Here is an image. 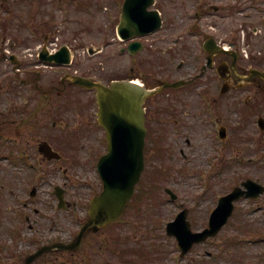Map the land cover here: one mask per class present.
Listing matches in <instances>:
<instances>
[{
  "label": "rangeland",
  "instance_id": "1",
  "mask_svg": "<svg viewBox=\"0 0 264 264\" xmlns=\"http://www.w3.org/2000/svg\"><path fill=\"white\" fill-rule=\"evenodd\" d=\"M200 1L173 0V3L166 2L168 5L165 6L164 11L167 23L164 29L167 28L170 18L176 20L178 24L182 23L178 29L181 27L188 29L192 20L186 17L185 10L180 5L183 4L184 6L185 4L186 7L194 8V5ZM206 1L213 4L232 1L244 10L235 9V13L229 17L206 14L198 21L203 33L212 32L228 37L231 35V30L235 29L239 31L240 38L243 40L244 33L249 35L252 27L259 26L264 29V22H262L264 20V0ZM7 4L5 8L0 6L1 55L6 52V49L18 53L23 52L24 48L35 46L42 41V37L47 32H52V37L59 35L61 42L79 48L77 49L79 52H77L76 60L80 61L78 66L80 70L88 72L92 70V66H96L105 72V76L109 78L125 75L128 72L127 68L132 65L130 57L126 55L120 57L118 54L120 45L119 41L115 39V32L117 18L119 20L121 12V4L116 0H8ZM66 10L67 15L65 16ZM247 13L255 14V16L246 18ZM186 22L188 24L184 26ZM24 23H29L30 28ZM32 31H34L35 36L31 35ZM151 37H147L148 41L145 42H149ZM154 37L157 38L154 40L155 46L158 49H163L162 46L165 45L159 42L160 35L156 34ZM249 39L250 43L245 45L243 49L248 50L249 53L254 52L253 54H264V42L254 38V36L253 38L249 37ZM89 48L96 50L95 54L89 53ZM180 54L186 55L187 52L181 50ZM162 59L166 58L157 57L153 65L141 61L142 68L136 66L137 73L138 71L143 73L140 74V78L143 75L149 76V71L154 72L155 75L152 78L154 77L155 81L160 78H184L188 75L190 71L189 62L183 66V70L178 71L174 65L179 60L174 61V57L168 59L166 61L169 62L167 63L168 69L163 67L160 62ZM1 66L3 72L0 74V109H5L7 88L4 82L6 83L7 76L4 72L11 70L12 65L8 61H3ZM30 68L34 69L35 67ZM210 80L205 78L200 84L177 91L165 90L162 94L148 101L153 110L162 111L156 115H161L167 120L163 125L162 134L166 130L170 132V126L175 120V117H172L167 109V105L172 99H167L166 94L171 92L170 95L177 98L184 97L187 101L193 99L194 102L190 107L184 108H188L191 112L206 115L205 107L196 92L205 88V90L210 91V94H216L217 86L210 84ZM77 93H85L89 97V93L85 91L78 90ZM239 95L237 94V96ZM261 96H263L262 93H252V98L244 107L247 112L245 118L248 121L244 124L246 128L243 130V135L246 140L243 143L235 137L234 143L236 145L232 148L213 145L211 143L216 137V130L211 122V116L206 115L207 121H203L202 118V122L199 121V115L191 118L195 119L196 123L194 132L191 127L189 128L190 132H188V134L193 133L195 137L193 147L189 149V160L182 157L180 148L170 150L168 138L159 140L157 145L165 149V155L155 160L153 155L147 156V173L143 176L136 197L120 221L97 233L88 234L84 247L78 252H68L69 254L58 251L52 252L33 264H62V260L66 258L71 259L72 262H66L67 264H264V243L253 242L250 238L246 239V237H264V224L254 221V219L261 221L259 216L262 212L259 210L251 214V206H247L248 200L246 199H242L237 204L233 219L216 237L205 243L195 245L183 257L176 239L166 233L167 222L182 209L180 204L183 203L190 209L193 228L195 230L202 229L206 226L211 210H213L212 207L216 206L220 194L226 193L234 185L240 184L243 179L251 175L264 179V157L252 159L251 170L248 169L249 157L264 154V148H256L257 143L260 144V142L250 140L254 136L251 133L253 126H255L253 121L259 112L264 114V104L258 99ZM229 98L231 105H236L232 114L237 122L242 117L241 106H239L240 99L237 98L234 103V94ZM174 103L176 108L180 110L182 102L174 100ZM150 114L153 116V113ZM72 117L75 118V121L71 127H78L80 118L78 112ZM189 117H191V113H189ZM237 128L238 126H234V130ZM91 130L93 133L83 136L81 139V147L77 142L75 151L67 150L68 154L75 155L73 163L68 162V158H65L57 165L47 166L53 170L54 176L51 174L50 177L45 178L42 185L44 229L49 233L44 235L43 241H47L50 237H63L65 239L75 236L81 223L88 217L91 197L102 188V180L96 166V156L99 157L106 151V144L102 145L99 141L100 138L104 139L105 132L102 128L95 126H92ZM56 131L63 134L65 129L61 127L57 128ZM57 143L59 147L62 146L58 140ZM184 147L185 150H188L186 145ZM91 152L94 153V156L92 161H88L87 158ZM234 155H236V160L231 159ZM8 164L6 161L3 162L4 167H7ZM153 166L162 167L159 169L163 170V173L165 169L169 168L165 175L161 171H157L159 177H155L150 171ZM56 184L66 187L67 198L74 202L68 209L58 207L57 198L52 194ZM166 187L178 194L176 200L171 199L165 191ZM248 219L254 221L252 224L253 232L250 234H247V229L243 228ZM260 231H262V235H259ZM27 236H31V230ZM231 238H234V242L230 241ZM10 242L9 240L6 244L8 253L14 252L17 256L37 247V245L30 243ZM124 248L126 252L123 251ZM207 251L212 252L213 256L209 258L206 255ZM4 253V250H0V258L4 257ZM14 257L12 256V258ZM12 258H6V261L1 260L0 264H7ZM12 262L13 264H22L23 259H19L18 262L12 259Z\"/></svg>",
  "mask_w": 264,
  "mask_h": 264
},
{
  "label": "flooded vegetation",
  "instance_id": "2",
  "mask_svg": "<svg viewBox=\"0 0 264 264\" xmlns=\"http://www.w3.org/2000/svg\"><path fill=\"white\" fill-rule=\"evenodd\" d=\"M157 2L172 3L173 0H157ZM197 15L200 16V12ZM217 41L222 43V40ZM212 46L215 47L214 44ZM234 51L235 54L218 53V51L211 53L213 67H221L227 75L225 79L229 88L227 93H244L253 87L264 91V78L255 75L249 78L243 76L248 72V67L252 66L250 59L241 56L238 49ZM148 52L151 53L150 50ZM172 54L171 52L170 55ZM196 58L195 55V64ZM182 61L185 62L184 59ZM205 62L201 63V67H204ZM19 70L13 68L6 73H11L18 78ZM68 73L66 71L60 75L57 70L43 69V72L37 71L36 76L22 78V84L33 83L39 91L31 93V97L21 93L19 89L16 92L12 91L16 86L12 83L13 78L10 77L9 105L5 113L0 114V117H3L0 119V250L5 251V259L15 256V261L18 262L27 254L17 256L13 252L8 253L6 244L9 240L16 239L23 244L35 245L44 239L45 234H49L44 229L42 185L45 178L50 177L51 174L54 176L53 170L48 168V165H57L65 157L70 160V154L62 153L58 146L57 140L59 142L61 132L56 131L57 127L70 128L75 121L72 117L75 93L72 91L76 86L66 75ZM223 82L224 79H222ZM18 98L25 106L24 108H20L18 102L15 103ZM216 100L219 101L218 98ZM29 105L33 107L29 108ZM176 120L178 124L182 123L184 132H190V127L194 132V125L191 123L195 120L189 115L184 119ZM180 131L177 129V133ZM192 135L193 133H190L187 136L188 143L191 142ZM263 135L264 133L258 135L259 142L262 144H264ZM44 141H47L53 150L59 151L61 157L50 158L53 152L50 148L46 151ZM69 148L72 151V142ZM4 161L9 163L7 167L3 166ZM64 194L66 197L67 191ZM67 202L70 206L71 201L67 200ZM29 230H31V236H27ZM12 259L7 264H13Z\"/></svg>",
  "mask_w": 264,
  "mask_h": 264
},
{
  "label": "water",
  "instance_id": "3",
  "mask_svg": "<svg viewBox=\"0 0 264 264\" xmlns=\"http://www.w3.org/2000/svg\"><path fill=\"white\" fill-rule=\"evenodd\" d=\"M150 5H152V0L146 3H139L137 0L126 1L125 13L119 26L120 33L125 38L139 33L152 32L161 26L159 12L148 10ZM138 44L134 42L132 47ZM64 52H68L67 46H63L61 51L52 57H43L52 60ZM61 61H68V58H61ZM74 81L89 87L96 86L98 89L99 120L106 127L108 138V153L104 154L98 163L104 188L100 194L92 198L89 219L83 224L75 241L69 244L59 242L43 245L27 258L26 264H30L36 257L48 250L80 248L87 232L97 231L107 226L124 213L144 169L146 134L144 103L148 97L163 88L177 87L182 84V81L175 83L162 81L161 86L148 89L130 80H115L110 86L83 77H75ZM243 184L255 188L256 183L249 180ZM242 192V187H236L232 193L221 199L219 207L211 216L210 229L193 234L185 226L183 231H177V226L181 224L180 217L169 225V231L178 234L181 244L187 251L194 242L217 233L232 211V201Z\"/></svg>",
  "mask_w": 264,
  "mask_h": 264
}]
</instances>
